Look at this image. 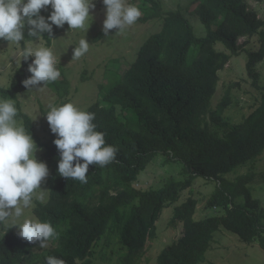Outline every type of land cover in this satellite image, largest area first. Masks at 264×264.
<instances>
[{
  "label": "trees",
  "instance_id": "16d2710c",
  "mask_svg": "<svg viewBox=\"0 0 264 264\" xmlns=\"http://www.w3.org/2000/svg\"><path fill=\"white\" fill-rule=\"evenodd\" d=\"M248 1L264 3L194 0V13L207 29L201 39L180 10L165 12L157 0H144L138 6L142 15L136 23L155 20L162 26L146 40L119 79L99 86L100 97L87 110L95 114L93 123L104 133L106 145L117 150L108 165H90L87 183L59 175L56 134L48 124L50 138L43 143L28 115L19 113L38 148L44 149L40 161L49 168V197L44 203L37 202L33 213L50 222L57 236L42 256L39 242L24 241L18 231L9 228L0 234V264H46L47 256L63 259L65 264H92L95 248L103 239L108 246L116 244L124 251L119 264H139L148 241L156 237V223L164 209L177 203L199 178L218 182L208 207L223 214L195 220L198 202L192 197L176 207L171 224L176 228L180 223L182 235L161 252L157 264H203L221 228L243 243L258 242L264 249V216L248 187L257 173L234 181L225 178L264 153V96L235 124L222 119L230 105L228 97L212 106L219 72L243 51L249 53L247 73L254 86H259L256 66L264 60V21L249 8ZM41 14L47 16L48 12L42 10ZM68 31L67 24L54 26L53 38ZM44 35L43 41L51 47L52 41ZM256 37L257 49L247 50V41ZM240 38L246 39L242 45ZM217 44L224 51H218ZM32 60L21 63L10 88H0L5 98L16 99L27 91L22 81L31 76L28 67ZM69 85L63 77L47 86L64 99L69 96ZM160 155L168 163L182 164V180L169 178L159 190L137 188L139 175Z\"/></svg>",
  "mask_w": 264,
  "mask_h": 264
},
{
  "label": "rangeland",
  "instance_id": "374dc122",
  "mask_svg": "<svg viewBox=\"0 0 264 264\" xmlns=\"http://www.w3.org/2000/svg\"><path fill=\"white\" fill-rule=\"evenodd\" d=\"M143 1L127 0L129 4L136 7L140 6ZM157 1L165 12L180 10L193 26L196 37L199 39L206 37L207 29L193 10L194 0ZM94 2L96 7L91 13L94 19L88 32L75 30L68 34L67 32L61 33L55 36L56 41L51 43L58 60L57 68L61 72L58 80L66 77L70 84L69 96L61 99L56 90L46 86L43 91H24L14 99L19 113L28 115L32 121L34 133L41 138L43 143L48 142L50 138L48 122L46 115H44V112L49 111L50 105L59 106L67 101L74 103L81 110L87 111L100 97L99 86L119 79L127 66L136 60L140 48L146 40L161 29L162 23L152 20L146 24L135 23L118 34H116L118 29H113L109 36H105L103 22L106 18V9L102 0H94ZM248 6L255 10L258 17L264 21V3L248 1ZM81 38H86L90 43L89 52L78 60H73V48L78 46ZM245 41L246 39L240 38L238 43L242 45ZM42 43L46 46L45 41L42 40ZM21 46H24L23 41ZM257 47V37L247 41V50H256ZM216 49L224 51L221 44H217ZM32 58L34 60V57ZM18 60H22V57L19 56L16 47L9 45L7 41H0V88H10L18 70ZM248 60V51H243L240 56L233 58L223 71L219 72L218 88L212 99V106L215 108L225 97L230 99V105L222 115V119L226 123L242 122L244 117L262 102L264 96V60L256 66L259 73L258 87L254 86L253 80L247 73L246 64ZM0 97L5 98L1 93ZM17 119L22 121L26 128L24 120L19 117ZM214 125L211 123L210 127L214 129ZM43 153L44 149L38 148L36 155L39 161ZM182 170V164L168 163L166 157L160 155L139 175L135 186L139 189L159 190L164 187L169 178L182 180ZM253 172H256L257 176L248 187L252 197L259 200V211L264 216V153L254 162L237 168L225 178L234 181L238 176ZM47 178L42 185L47 190L44 202L49 197V188L46 185ZM217 185L218 182L216 181L199 178L194 181L190 189L182 192L177 203L164 209L156 223V237L148 241L139 264H157L161 252L181 237L182 225L179 223L174 228L171 221L174 217V209L181 206L189 198H195L198 202L195 220L223 214V211L218 208L208 207L209 200L216 192ZM37 202L44 203L34 200V206L26 209L24 218L35 217L33 208ZM237 202L244 204V199H239ZM9 228L11 227L0 226V234H5ZM13 229L18 231L15 227ZM52 247V241H49L48 247L40 249L39 253L44 256ZM123 254L124 251L120 249L119 245L108 246L103 239L95 248L94 257L91 258V261L92 264H119V258ZM203 264H264V249L260 247L258 242L243 243L237 235L221 228L215 234Z\"/></svg>",
  "mask_w": 264,
  "mask_h": 264
},
{
  "label": "clouds",
  "instance_id": "9594fccd",
  "mask_svg": "<svg viewBox=\"0 0 264 264\" xmlns=\"http://www.w3.org/2000/svg\"><path fill=\"white\" fill-rule=\"evenodd\" d=\"M102 2L106 9L105 36L113 29H118L116 34L122 33L142 15L140 9L127 0ZM95 7L94 0H0V41L16 47L22 57L17 61L18 69L21 62L34 57L28 67L31 76L22 81L24 88L43 91L61 76L53 48L42 43L44 34L55 42L54 26L64 28L65 24L69 28L67 34L75 30L88 32ZM42 10L48 15H42ZM89 48L88 40L81 38L73 48V60L83 57ZM18 114L14 99L0 97V226L15 227L19 238L32 244L39 242L40 248H46L57 236L52 224L24 217L26 209L34 206V200L45 201L47 190L42 185L49 176V168L37 159L38 146L23 122L17 119ZM46 119L51 132L58 137L54 144L60 153V176L87 183L90 165L103 167L115 160L117 150L106 145L104 133L96 130L94 113L67 102L50 105ZM46 264H65V261L47 256Z\"/></svg>",
  "mask_w": 264,
  "mask_h": 264
}]
</instances>
